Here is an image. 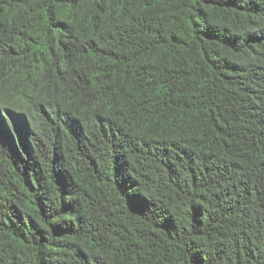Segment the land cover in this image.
<instances>
[{
	"label": "trees",
	"instance_id": "1",
	"mask_svg": "<svg viewBox=\"0 0 264 264\" xmlns=\"http://www.w3.org/2000/svg\"><path fill=\"white\" fill-rule=\"evenodd\" d=\"M0 264H264V0H0Z\"/></svg>",
	"mask_w": 264,
	"mask_h": 264
}]
</instances>
